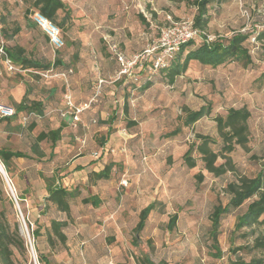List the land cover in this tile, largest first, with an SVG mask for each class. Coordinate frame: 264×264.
Masks as SVG:
<instances>
[{"label":"rangeland","instance_id":"374dc122","mask_svg":"<svg viewBox=\"0 0 264 264\" xmlns=\"http://www.w3.org/2000/svg\"><path fill=\"white\" fill-rule=\"evenodd\" d=\"M63 1L70 11V19L61 27L58 22L64 17V12L59 14L57 25L62 29L65 46L58 51L38 27L26 26V20H29L25 15L27 4L22 0H0V21L4 19L0 29L3 27L8 35L16 27L21 29L12 40L2 39L5 46L17 44L25 48L26 56L45 63L61 59L63 65L58 69L72 68L73 74L80 72L82 65H90V87L79 101L85 102L98 94L97 102L88 110L83 125L77 130L70 126L72 129L68 128L58 141L57 145L70 142L72 148L51 154V143L44 141L40 144L46 152V158L42 160L46 164L41 168L44 172L37 170L41 160L36 157L14 160L10 186L3 178L10 198V187L17 197L24 198L18 200L19 208L14 203L24 239L25 228L20 212L31 234L46 224L42 216L46 203L43 187L35 183L38 175L44 179L55 176L56 181H61L63 171L49 173L51 168L48 165L55 158H59V163H65L80 155L88 156L90 163L115 165L109 180L94 182L90 178L83 184L80 177L77 183L80 196L73 203L76 212L73 217L69 216V220L77 222L75 226L80 224L95 230L94 244L89 249L79 245L73 251L94 256V263L84 264H97V260L100 263L104 260L106 264H142L145 257L155 264H236L241 259L250 261L257 252L249 253L247 249L235 252L238 248L250 247L260 232L257 230L255 235L244 236V233H249L248 228L241 231L235 228L237 216L246 211L250 202L221 219L216 238L211 234V215L216 205L228 202L226 188L236 175L255 176L264 158V0H230L208 9L211 20L206 33L209 37L228 38L238 32L260 34L256 42L246 43L253 65L244 67L231 62L214 69L191 62L187 72L177 77L174 84L168 83L164 73L159 72L149 77L143 75L142 79L139 75L138 82L127 78L115 84H102L100 88L98 65L106 60L114 63L110 60L112 56L105 36L112 37L124 50L129 41L135 42L132 56L143 53L155 45L162 29L194 19L197 0H106L101 4H89L84 0ZM241 7L248 12L249 18L243 16ZM140 15L145 18L144 24ZM195 42L200 44L202 36L196 37ZM49 82L30 71L8 72L0 57V103L15 107L10 90L18 84H23L24 98L44 103L41 118L28 125L20 124L19 120L0 124V148L9 147L33 155L29 148L40 131H49L59 125L60 111L65 110L66 89L60 81ZM146 83L152 85L143 90ZM52 89L55 91L50 94ZM207 105L212 108L209 117L202 118L191 127L184 126L185 107L198 110ZM241 107L251 112L248 149L237 146L230 154L236 173L215 177L204 169L201 156L196 152L200 143L198 137L214 139L216 144H211V148L219 152L222 141L215 118L225 116L230 108ZM93 116L95 119L99 117L97 123L89 121ZM47 121L50 124H46ZM79 139L86 140L85 145ZM193 147L196 167L191 169L185 165L184 155ZM102 148L108 154L95 159L94 153ZM140 161L150 163V173L126 168L128 164L135 165ZM223 162L220 156L216 164ZM199 174H202V180L197 177ZM122 177L127 182L122 181ZM60 184L65 186L66 183L61 181ZM84 198L94 203L84 204ZM95 202L99 207L105 204L107 209H97ZM152 202L157 203L156 211L150 214L145 227L139 231L136 227L140 212ZM121 205L126 206L123 212L118 211ZM49 209L54 208L50 206ZM174 217L176 222L170 226ZM34 241L37 248L40 240L36 238ZM39 252L36 251V255ZM16 256L19 264H35L28 246L25 256L18 253Z\"/></svg>","mask_w":264,"mask_h":264},{"label":"trees","instance_id":"16d2710c","mask_svg":"<svg viewBox=\"0 0 264 264\" xmlns=\"http://www.w3.org/2000/svg\"><path fill=\"white\" fill-rule=\"evenodd\" d=\"M22 1L25 5H28L25 15H30V18L34 12H40L45 17L57 24L59 14L64 12V17L58 22L61 27H63L70 19V11L63 0ZM229 1L230 0L195 1L197 13L194 16L193 21L195 28L203 33L202 42L197 44L195 40H191L181 45L179 51L174 54L172 59H170L168 68L161 71L164 73L168 83L174 84L177 77L184 75L187 72L191 62H197L201 65L209 66L214 69L231 62L242 64L244 67L253 65V58L246 43L251 41L252 37H255L257 41L258 37L260 36L259 33L246 34L238 32L228 38L217 37L213 41L208 40V34L206 33V30L208 29L211 20V15L209 14L208 9L212 5H221ZM153 16H156V14L153 13ZM140 19L144 24L145 18L143 15H140ZM2 22H4L3 18L0 23ZM20 30V27H16L12 34L8 35L7 31L3 27L0 29V46L3 45L6 54L19 70L30 71L41 77V73L50 71L62 72L70 69H58L63 65L61 59L57 58L53 63H45L26 56L25 48L17 44L13 46H5L2 39L5 41H10L16 34L20 32ZM151 85V83H146L142 89L146 90L150 88ZM14 108L17 111L16 116L12 119L0 118V123L4 121L9 123L11 120H19L20 124H22V118L24 115L35 113L39 116H42L44 113L43 102L35 100L31 101L27 100V98H24ZM183 112L185 114L183 120L184 126L191 127L202 118L209 117L212 114V108L208 105L203 106L198 110H190L185 107ZM250 117L251 112L246 107H241L230 108L225 116H217L215 118L218 136L222 141V146L219 152H216L211 148V144H216L214 139L209 136L198 137L200 143L196 146V152L201 156L204 169L207 172L215 177H221L228 172H237L230 154L236 150L237 146H240L243 149H248V144L250 142L248 122ZM33 127L34 124L31 126V128ZM62 131L63 126L61 125L57 129L40 132L36 136V140L31 146V152L33 155L20 150H13L9 147L0 148V163L3 165L8 179H12L11 164L14 162V160L20 158L33 159L35 156L39 159L44 158L45 153L41 150L40 144L44 141L50 142L52 148H55L57 142L61 139ZM193 149L194 147L189 149L184 155V163L191 169L196 167V160L192 157ZM220 156L224 159V162L217 165L216 163ZM114 166L115 165L113 163L106 164L101 171L92 172L89 175V179H94V182L100 180H109ZM197 177L200 180L203 178L202 174L197 175ZM44 180L48 196L46 197V203L44 204L45 209L42 212H46L49 210L50 206H52L57 211L70 214L73 203L80 196V189L77 187L74 190L69 191L62 185H57L55 176L47 177ZM226 191L229 195L228 202L225 205H216L212 212L211 234L216 238L221 219L224 216L235 213L247 202H250L246 211L243 214L237 216L235 228L237 231L248 228L249 233H244V236L255 235L257 230H260V232L254 238V242L250 247L238 248L235 250V252L247 249L249 250V253L257 252L258 254L254 255L248 262L241 259L237 261L236 264H264V158L260 165V169L255 176L248 177L246 175H236V179L227 185ZM17 198L19 201L24 200L23 197L18 196ZM82 202L84 204H88L92 201L89 198H84L82 199ZM156 204V202H152L141 210L140 220L136 227L137 230L140 231L145 227L146 220L150 214L156 211ZM175 222L176 217L173 218L170 226H174ZM66 226L67 222L65 221H51L50 228L47 231V244L51 250H55L56 245L60 246V244H65L67 238L63 233V230ZM32 236L34 239L41 236L40 227L32 231ZM37 248L35 246L37 252L40 250V252L37 253L38 263L47 264L46 256L48 255H44V253L41 252V249L39 248V242L37 244ZM16 253L21 256H25L27 253V242L22 236L20 224L16 219L13 199L7 195L5 191L4 179L0 173V264H19ZM142 264L155 263L148 257H145L142 259Z\"/></svg>","mask_w":264,"mask_h":264},{"label":"crops","instance_id":"0c3cea01","mask_svg":"<svg viewBox=\"0 0 264 264\" xmlns=\"http://www.w3.org/2000/svg\"><path fill=\"white\" fill-rule=\"evenodd\" d=\"M84 1L88 2L89 4L92 2H97V3L101 4V2H105L106 0H84ZM27 17H29V20L28 19L26 20V26L30 27V28L37 27L34 24V22L31 20L30 15ZM130 42L131 41H129V43L126 44L125 50L120 46L121 50L128 57H132L131 51L132 50L135 51V46H136L135 42H133V43H130ZM1 60H2V63L4 64L2 58H1ZM110 60H113L114 63L106 60V61H102L98 65V68H97L98 74L97 75L99 77V80L104 81V83H102V84H105V85L106 84H115L119 81H126L127 80L126 78H124L122 80H117V72L119 70V65L117 64V62L112 57H110ZM4 66H5V64H4ZM82 66L83 67H82V70L80 72L76 71L75 74H72L69 76V82H70V88H72L71 91H72V95H73V100L77 105L84 103V102H80L79 98H81L82 94H85L86 91H88L87 88L90 87V83H89L90 74H88V72L91 70V67H90V65H82ZM5 68H6V66H5ZM76 68H77L76 70L79 69V67H76ZM70 69H72V68H70ZM84 69H86V70H84ZM6 70H7V68H6ZM18 72H22V70H20ZM73 73H74V70H73ZM139 75L141 76V77L139 76L141 79H142L143 75H146L149 77V74L146 70L140 72ZM54 79H48L46 81H48V82L50 81L49 83H51L53 81L54 82L60 81L63 83V81L60 79H57V78H54ZM43 80H45V79H43ZM63 86H64V83H63ZM10 91H11L10 95L12 97L11 99L13 101L12 104L14 106H16L17 104H19L24 99V96H25V89L23 88V84H18L16 86H12ZM54 91H55V89H52L50 94L53 93ZM36 101H40V100H36ZM87 101H85V102H87ZM40 102H43V101H40ZM87 113H88V111H86L82 115V122H83V120L87 119V116L89 114V113L88 114ZM98 118L99 117H97V119ZM97 119H95V117L93 116V117H91V119L89 121H92V123H93L94 120L98 121ZM4 122L7 123V121H4ZM70 122H71L70 117L61 118L59 125L57 127H54V126L51 127L50 130L57 129L58 127H60L62 125L63 126L62 134H64V132L68 128H71ZM1 123H3V122H1ZM46 124H50V121H47ZM42 131H43V129L40 132H42ZM57 144H58V142H57ZM57 144H56L55 148L51 147V154H60V152H62V150L68 151L70 148H72V145L70 142H68V143L63 142V144L60 143L59 145L61 147ZM41 150L43 151L42 148H41ZM29 151H31V148H29ZM25 153H27V152H25ZM44 153H45V157L41 158L40 159L41 162H39V164H37V167H38L37 170H40V172H44L41 168L43 165L46 164V163H43V161H42L46 158V152H44ZM37 159H39V158H37ZM17 160L24 161L25 159L20 158ZM58 160H59V158L58 159L55 158L54 160L51 161V164L48 165L51 168L49 173L56 174V172L58 173V172L63 171L61 173V175L63 176L61 181L66 183L65 186H63V187H65L69 191H72L75 188H77V183L80 182V180H79L80 177L82 178L83 184H86L89 180V174H91L92 172H99L104 168V166H102L101 164L90 163L91 160L88 159V156L76 155L65 163H63V162L59 163ZM128 167L129 168H132V167L136 168V172L140 171L142 173H147V174L150 173L149 171H151L150 163L143 162V161L137 162L135 165L134 164H128L126 168H128ZM113 169H115V166L113 167ZM61 181L57 179L56 184L61 185L60 184ZM122 181L127 182L125 177H122ZM35 183L37 185H39L41 188L43 187V190H42L43 194H44L43 197L46 199V197L48 196V192L46 189L45 180L40 174L38 175L37 180H35ZM92 202H94V201H92ZM95 203H97V205H95V207L97 209H99L101 211H105L107 209L105 204H103L102 206L99 207L98 202H95ZM75 208L76 207L72 206V210H71L70 214L57 211L55 208L51 209V210L49 209L42 214L46 224L40 228V235L41 236H39L38 239L40 240L39 241L40 249H43V251H41V252L48 253V256H46L47 257L46 258L47 264H84L86 262H89V263L93 262L94 263V261H95L94 256L91 255L90 253L85 254V255H81L77 252H73V251H75V248L79 245H85L89 249V247H91L94 244L93 240L95 238L93 236L94 235L93 232L95 230L92 227H90V226L85 227V226H82L80 224L75 226L77 224V222H74V223L70 222L69 216H71V217L74 216V214L76 212ZM125 209H126V206L121 205V206H119L118 211L123 212ZM101 211H99V212H101ZM52 220L67 222V226L63 230V233L65 234V236L67 238L66 242H65V244H60V247H58L56 245L55 250H51L47 244V231L50 228V224H51ZM85 236H88L89 240L87 237L85 238ZM96 262H97V264H106L104 260L101 261V263L99 262V260H97ZM111 263H113V262H111ZM114 264H116V263H114Z\"/></svg>","mask_w":264,"mask_h":264},{"label":"built area","instance_id":"2783aa9c","mask_svg":"<svg viewBox=\"0 0 264 264\" xmlns=\"http://www.w3.org/2000/svg\"><path fill=\"white\" fill-rule=\"evenodd\" d=\"M241 11L243 16L249 18L248 12L245 10ZM31 19L34 24L46 35L49 40V43L55 50H61L65 46V41L63 38L61 28L45 17L40 12H34L31 15ZM202 32L195 28L194 21L186 20L180 21L178 23H173L168 28H164L162 30L160 38L156 41L155 45L151 47L149 50L144 51L143 53L136 54L132 57H127L120 48L119 43H117L112 37L105 36L104 40L106 41L110 54L113 59L119 65V70L117 72V80H122L124 78L130 79L132 82L139 81L140 72L146 70L148 74L151 76L155 73H159L168 68L170 59L173 58L174 54L179 51L181 45L187 43L188 41L195 40L196 37L202 36ZM208 37L209 41H213L214 37ZM251 41L256 42V38L252 37ZM0 57L3 59V62L7 68V71L10 73H15L20 71L12 62V60L6 54L3 45L0 46ZM73 74L72 69H68L62 72H45L41 73L40 76L45 79H60L64 83V87L66 92L64 94V103L65 110L60 111L61 118L70 117L71 122L70 126L77 130L82 123V115L90 110L94 103H96L95 95L92 99L87 102L76 104L73 100V95L70 90L69 76ZM103 80H99V88L101 87ZM17 111L14 107L0 103V118L2 119H12L16 116ZM41 118V116L35 113H29L24 115L22 118V124L28 125L32 119ZM93 123H97L96 120ZM82 145H85L86 140L79 139ZM105 151V153H104ZM103 154H108L105 148H102L100 152L94 153V158L99 159ZM146 160V158H144ZM10 186V184H9ZM11 189L12 199L16 206L19 208L18 198L15 195L14 191ZM22 217V225L25 228V239L27 242V246L31 251V254L34 257L35 264H39L37 261V255L35 251L34 238L30 233L26 221L20 212ZM114 264V263H111Z\"/></svg>","mask_w":264,"mask_h":264},{"label":"water","instance_id":"95a60500","mask_svg":"<svg viewBox=\"0 0 264 264\" xmlns=\"http://www.w3.org/2000/svg\"><path fill=\"white\" fill-rule=\"evenodd\" d=\"M0 173L3 176V178L7 181V183L10 184L8 176H7L6 172H5V169H4V167H3V165L1 163H0Z\"/></svg>","mask_w":264,"mask_h":264}]
</instances>
